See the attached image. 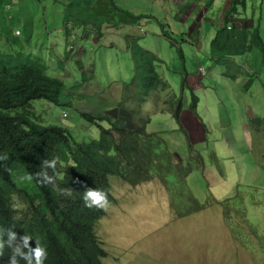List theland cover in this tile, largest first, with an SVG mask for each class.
Segmentation results:
<instances>
[{"label":"rangeland","instance_id":"1","mask_svg":"<svg viewBox=\"0 0 264 264\" xmlns=\"http://www.w3.org/2000/svg\"><path fill=\"white\" fill-rule=\"evenodd\" d=\"M115 1L123 10L146 17L126 25L108 2L97 1L92 11L109 22L97 38L92 29L73 27L65 13L68 0H0V54L40 61L50 77L66 86L59 106L40 100L26 107L33 120L68 129L78 143L96 140L100 132L82 113L119 119L128 128L148 121L146 132L162 138L178 159L187 161L189 144L201 155L204 171L194 170L187 185L199 202L211 207L183 219L174 218L157 180L133 188L110 178L115 201L95 226L107 252L103 264H264L259 245L264 238V158L258 156L264 147L255 134L256 122L250 120L264 116V89L252 75L254 85L241 92L240 83L249 79L245 72L209 59L210 40L222 26L221 20L216 22L226 0ZM238 18L242 28L258 26L264 40V0H246ZM235 20L230 27L238 28L240 20ZM164 31L173 35L176 47L162 36ZM131 41L161 60L156 70L167 85L142 103L144 71L136 70ZM234 75L237 80L230 78ZM193 95L198 98L196 114L189 108ZM180 99L178 122L170 105ZM99 124L109 127L104 121ZM251 188H256L260 203L250 205L246 198V215L263 235L258 232V239L251 234L255 245L245 248L233 237L220 203ZM13 208L17 215L24 213L25 201L15 196ZM236 216L235 222L246 226Z\"/></svg>","mask_w":264,"mask_h":264},{"label":"trees","instance_id":"2","mask_svg":"<svg viewBox=\"0 0 264 264\" xmlns=\"http://www.w3.org/2000/svg\"><path fill=\"white\" fill-rule=\"evenodd\" d=\"M97 1L108 2L113 11L121 14L126 25L146 17L123 10L115 0H68L65 13L74 28L83 32L92 29L97 38L102 36L101 27L109 22L92 11ZM245 7L246 0H229L221 18L222 26L216 28L210 41L212 62L223 65L229 59L253 51H258L264 62V40L259 27L232 28L228 24ZM162 36L170 41L172 48L176 47L171 33L164 31ZM130 43L136 70L144 71L139 99L142 103L159 86L165 90L167 85L156 70V63L161 60L136 42ZM179 53L182 56L181 50ZM181 87L185 88L184 84ZM65 89L64 82L50 77L40 61L22 54H0V228L4 229L3 240L11 247H21L20 238L27 234L33 237L29 242L31 247H36L35 240H38L47 248L49 256L45 264H103L107 252L98 241L95 226L106 212L85 207L83 194L86 187L100 189L107 193L109 203L114 202L111 177L133 188L157 180L168 195L175 219L211 207V203L199 202L187 185L194 170L204 171L201 155L189 144L187 161L178 159L162 138L146 132L148 121H138L134 128H128L119 119L82 113L83 119L98 125L100 132L98 139L78 143L68 129L42 126L33 120L34 113L28 109L32 102L42 100L59 106ZM197 103L198 98L193 95L189 108L194 114ZM170 106L171 115L180 122L181 99ZM103 121L108 123V128L100 126ZM255 122L264 125V117ZM67 189H71L70 196L61 192ZM256 193V188L246 189L245 193L220 203L228 228L245 248L255 245L251 234L259 239L260 231L247 218L245 206L248 197L250 205H259ZM15 196L26 204V211L19 215L13 208ZM233 214L246 226L235 222ZM9 231L15 232L17 239L10 240ZM259 245L264 251V238ZM10 256L11 249L5 247L0 264H9ZM20 264L27 261L22 260Z\"/></svg>","mask_w":264,"mask_h":264},{"label":"clouds","instance_id":"3","mask_svg":"<svg viewBox=\"0 0 264 264\" xmlns=\"http://www.w3.org/2000/svg\"><path fill=\"white\" fill-rule=\"evenodd\" d=\"M6 6V9H10L9 4H6ZM18 34L19 33H17L16 35ZM61 192L66 196H70L72 194L71 189L61 190ZM83 203L87 208L106 209L109 201L107 199V193L103 190L86 187L83 194ZM3 234L4 229L0 228V255L3 254V250L5 247L11 249L9 264H20V261L22 260H26L27 264H45V262L47 261L49 256L48 250L38 240H35L36 247L33 248L29 243L31 240H33V237L25 234L20 238L23 241L21 247H11L8 241L3 240ZM8 235L10 240L17 239V234L13 231H9ZM21 249H23L24 251H22Z\"/></svg>","mask_w":264,"mask_h":264},{"label":"crops","instance_id":"4","mask_svg":"<svg viewBox=\"0 0 264 264\" xmlns=\"http://www.w3.org/2000/svg\"><path fill=\"white\" fill-rule=\"evenodd\" d=\"M229 6V0H226V3H225V8L224 10L222 11V13H220L219 15V18H217V24L219 22V20L222 21V16L223 14L225 13L226 9L228 8ZM235 19H238L240 20L238 17L235 18ZM235 19H231L228 21V24L229 26L232 25V23L234 21H237ZM243 26V23L242 21L240 20L239 24L237 25L238 28H242ZM219 27V25L217 26ZM234 28V27H232ZM246 28H248L246 26ZM215 30L214 29V33H213V37L215 35ZM191 41L193 42L192 38L190 37ZM213 39V38H212ZM211 39V40H212ZM210 40V41H211ZM193 45L194 42H193ZM251 57H252V60H251ZM239 58V62H237L234 58L233 59H229L227 61V63H230V64H233V65H229V66H233V68H236V69H241L242 71L245 72V74L248 76H245L244 78H249L247 82H241L240 83V87H239V90L243 93H247L248 91H250V89L252 88V86L254 85L253 82L254 80H251V76H256L255 78H257V81L259 83H261L262 85V88L264 89V81L262 80V76H264V62L262 61V56L261 54H259L258 51H253L252 53H247L243 56H240L238 57ZM210 59V58H209ZM211 61V59H210ZM255 69V71H253V69ZM244 69V70H243ZM250 70V72H248ZM225 76V75H224ZM225 77H228V76H225ZM231 79H235L237 80V77L234 75V76H231L230 77ZM251 80V81H250ZM262 99L264 100V95L262 96ZM264 117V116H263ZM262 117V118H263ZM258 119H261V118H258ZM252 121V124H255V120H257V118H253V119H250ZM247 127V126H246ZM256 127H257V132L255 134H257L259 137H261V140L263 141V147H264V125H260L258 123H256ZM258 156H261L262 158H264V150L262 151L261 150V153L258 154Z\"/></svg>","mask_w":264,"mask_h":264},{"label":"built area","instance_id":"5","mask_svg":"<svg viewBox=\"0 0 264 264\" xmlns=\"http://www.w3.org/2000/svg\"><path fill=\"white\" fill-rule=\"evenodd\" d=\"M18 33V32H17ZM199 73L201 74V75H205L206 73L204 72V70H203V68H199Z\"/></svg>","mask_w":264,"mask_h":264}]
</instances>
